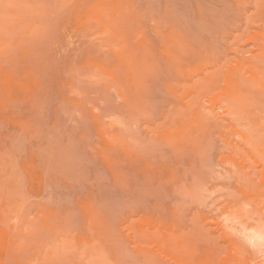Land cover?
<instances>
[{"label":"rangeland","instance_id":"1","mask_svg":"<svg viewBox=\"0 0 264 264\" xmlns=\"http://www.w3.org/2000/svg\"><path fill=\"white\" fill-rule=\"evenodd\" d=\"M0 264H264V0H0Z\"/></svg>","mask_w":264,"mask_h":264}]
</instances>
